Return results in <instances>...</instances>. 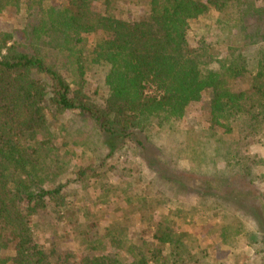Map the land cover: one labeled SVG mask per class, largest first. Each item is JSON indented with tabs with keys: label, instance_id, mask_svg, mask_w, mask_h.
Wrapping results in <instances>:
<instances>
[{
	"label": "trees",
	"instance_id": "16d2710c",
	"mask_svg": "<svg viewBox=\"0 0 264 264\" xmlns=\"http://www.w3.org/2000/svg\"><path fill=\"white\" fill-rule=\"evenodd\" d=\"M123 1L146 13L119 15ZM11 10L15 27L0 28V264H208L195 225L210 217L226 247L253 252L241 264H264V194L251 191L264 157L249 152L264 137V0H0V19ZM202 19L213 38L194 43ZM204 93L206 134L167 157L159 144ZM76 147L93 154L77 168ZM130 152L150 180L113 210L87 203L92 186L107 203L110 159ZM46 218L77 249L58 259L40 243Z\"/></svg>",
	"mask_w": 264,
	"mask_h": 264
},
{
	"label": "rangeland",
	"instance_id": "374dc122",
	"mask_svg": "<svg viewBox=\"0 0 264 264\" xmlns=\"http://www.w3.org/2000/svg\"><path fill=\"white\" fill-rule=\"evenodd\" d=\"M95 7L99 9L100 4H95ZM119 15L128 16L130 18H137L141 15L146 13V7L143 4L135 5L133 3L128 2H119L116 4V10ZM14 19H16V13L14 10L9 11L5 14L4 17L0 19V28L3 30H13L15 27ZM212 23L208 22L207 19H202L199 21L198 24L192 25V29L190 32V36L192 38V42H197L201 37L204 35L206 37L213 38L214 26L210 25ZM208 39V41L211 40ZM223 50V49H222ZM96 80L95 78H93ZM92 81V80H91ZM96 82L92 81V85L95 86ZM92 93V92H91ZM208 101H209V93H204L203 98L199 102H195L191 104L187 112V116L182 122L180 126L179 133L174 134V137L170 136L167 140H164L159 147L162 149V153L165 154L167 157H170L172 154H177L174 151L176 150V146L184 147L187 145H194L195 140L198 138L197 136L205 133V129L208 128ZM228 142H231L233 139L229 136L224 137ZM184 142V143H183ZM180 143H183L180 145ZM76 152V163L75 168L78 167V164L81 161H87L93 157L92 152H87L83 155L82 148H74ZM251 154H256L260 157H264V137H257L252 143V146L249 151ZM187 154H182L183 158H187ZM111 164H114L116 169V174L118 175V179L115 178L113 181L116 184L114 187L115 193L111 194L107 200L106 204L98 205V191L92 186L89 189V195L87 199V203H96L97 208L102 209H114L119 203L122 205L124 199L122 198L123 195L119 196L120 192L123 191H135L138 190L142 183H147L150 179L148 176V169L146 168V163L144 160L139 159V157L135 156L133 153H128L127 155L122 153L120 157H111L110 159ZM181 163V161H180ZM185 163V168H186ZM218 166L223 167L224 164L220 163ZM258 173L261 175L264 173V167L257 168ZM188 177V183H194L199 185V180L203 181L202 178H199L195 175H189L186 173ZM192 177L194 179H192ZM131 183L132 185H130ZM202 184V183H200ZM244 187V186H243ZM251 191L255 194H264V183L261 181H257L254 187H251ZM254 195V197H256ZM260 204H258V200L254 201L257 204V207L261 206L262 203L264 204V195L261 198ZM118 201V203H117ZM191 201V199H189ZM83 200L78 201L76 205L81 206L83 204ZM193 202V201H192ZM172 205V204H171ZM169 206V205H167ZM175 206V205H174ZM80 210V209H79ZM162 214H165V211H159ZM107 218H110L112 213L108 212ZM72 221L75 218H71ZM71 220H67L70 222ZM245 223H249L248 219L243 218ZM44 224L40 226L39 230L37 231V238L38 241L47 246V248L58 247L59 255L58 259H60L67 250H75L77 249V245L74 238L66 237V235L62 232L65 229L66 224L52 219H44ZM199 228L198 232H200V245L203 249L208 251L210 254V262L208 264H241L242 261H250L254 260L253 252L248 248L245 243H240L239 249L233 252L229 247H226L220 240V221L210 217L205 220V222L197 223L195 225ZM201 226H204V228ZM72 228V227H70ZM206 228V229H205ZM65 237V238H64ZM56 256V255H55ZM56 256V257H57ZM206 262L204 261L203 264Z\"/></svg>",
	"mask_w": 264,
	"mask_h": 264
}]
</instances>
